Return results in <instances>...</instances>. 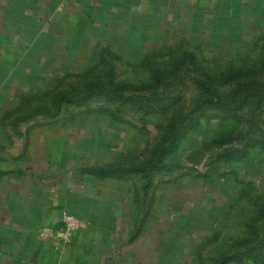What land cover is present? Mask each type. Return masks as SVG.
Wrapping results in <instances>:
<instances>
[{
	"label": "rangeland",
	"instance_id": "374dc122",
	"mask_svg": "<svg viewBox=\"0 0 264 264\" xmlns=\"http://www.w3.org/2000/svg\"><path fill=\"white\" fill-rule=\"evenodd\" d=\"M116 1L0 0V222L36 225L4 264H264V96L233 102L264 89V0H154L168 20ZM102 81L126 87L14 129Z\"/></svg>",
	"mask_w": 264,
	"mask_h": 264
},
{
	"label": "trees",
	"instance_id": "16d2710c",
	"mask_svg": "<svg viewBox=\"0 0 264 264\" xmlns=\"http://www.w3.org/2000/svg\"><path fill=\"white\" fill-rule=\"evenodd\" d=\"M204 88L208 89L209 93L211 94V99H217L220 103V105L229 106L231 102H226L217 96L215 91L212 89V85L208 87L206 83H202L198 81ZM105 82H95V83H88L84 86L81 92L76 93H67L63 92L60 93L56 99L53 105L50 106H40L37 107L32 113L26 115V116H20L13 122V127L16 130L17 126L20 122H22L25 119H28L32 116H35L40 113H45L49 116H58L65 104H79L82 101L90 100L97 96H106L107 98L112 99L113 95H117V93L123 94L125 86H119L114 84L113 81H108L106 85ZM256 95V96H264V89H260L258 87H254V85H247L244 89L240 91V94H238L236 97H234V103L237 102L238 99L245 95ZM116 98V97H115ZM175 128L173 122L171 121L168 125L167 131L165 132L164 136L162 137L161 141L155 146L151 159L147 163L145 167L146 171V181H147V187H150L153 183V170L156 168H159L160 165L163 164V160L166 157L167 154L173 153L177 150V146L179 143V136L177 135V129H174V132L171 130ZM166 135H170L168 138V141H166ZM167 142V144H166ZM219 145H222L223 143H217ZM231 259L228 258H220L217 261V264H227L230 262Z\"/></svg>",
	"mask_w": 264,
	"mask_h": 264
},
{
	"label": "crops",
	"instance_id": "0c3cea01",
	"mask_svg": "<svg viewBox=\"0 0 264 264\" xmlns=\"http://www.w3.org/2000/svg\"><path fill=\"white\" fill-rule=\"evenodd\" d=\"M154 0H117L115 3L118 5L119 14L123 15L124 13H132L135 15H143L140 16V18H145V13H157L162 16V18L165 17V20H168L169 11L165 13V9L161 7H154L153 5ZM144 6V7H143ZM117 18V17H116ZM125 19V18H124ZM174 29L178 28L177 24H171ZM9 209V210H7ZM7 211H9V217L8 220L5 222H0V264H4V262L8 261L12 258H19L15 257L12 252L14 251V248L20 243V240L24 236L25 238L29 235H26V230L30 227L33 229L32 226H35L32 222V212L33 210L31 207H19V206H13L9 205L7 207ZM43 212L48 213V210H44ZM31 240H28L27 242H30ZM32 242V241H31ZM9 243H12L14 245L13 250H9ZM36 243H39L36 240ZM40 254V253H39ZM101 257V264H115V259L112 258V256L107 255L106 253H102ZM42 255L40 254V257ZM12 257V258H11Z\"/></svg>",
	"mask_w": 264,
	"mask_h": 264
},
{
	"label": "built area",
	"instance_id": "2783aa9c",
	"mask_svg": "<svg viewBox=\"0 0 264 264\" xmlns=\"http://www.w3.org/2000/svg\"><path fill=\"white\" fill-rule=\"evenodd\" d=\"M65 221L67 223V226L69 229L71 230H75L77 228V223L75 221V217H73V215L69 214V213H66L65 214ZM48 234V231L47 230H44L42 232V236H45Z\"/></svg>",
	"mask_w": 264,
	"mask_h": 264
}]
</instances>
